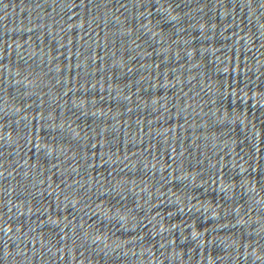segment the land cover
Returning a JSON list of instances; mask_svg holds the SVG:
<instances>
[{
    "label": "water",
    "instance_id": "water-1",
    "mask_svg": "<svg viewBox=\"0 0 264 264\" xmlns=\"http://www.w3.org/2000/svg\"><path fill=\"white\" fill-rule=\"evenodd\" d=\"M255 1H264V0H255Z\"/></svg>",
    "mask_w": 264,
    "mask_h": 264
}]
</instances>
